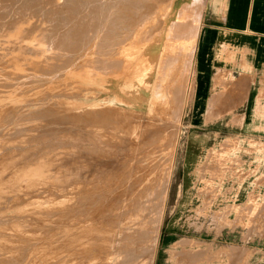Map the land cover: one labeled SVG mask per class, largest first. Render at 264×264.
<instances>
[{"label": "rangeland", "instance_id": "obj_1", "mask_svg": "<svg viewBox=\"0 0 264 264\" xmlns=\"http://www.w3.org/2000/svg\"><path fill=\"white\" fill-rule=\"evenodd\" d=\"M18 1L20 0L0 1V25L2 22H4L2 23L3 26L1 25V28L3 27L2 31L5 29L3 32L0 31V36H2L0 37V134L5 133V130L7 133V135H5L6 133L2 134L3 136L0 135L1 139L4 137L3 142L0 141V154H4L6 156L8 154L10 156L4 157L3 155L2 158L0 157V208L2 209L0 210V260L2 259L3 261H0V264L95 263L96 258L93 257V254H90L93 253V251L88 253L90 251L89 249H87L88 245L84 246L85 248L82 249L83 251L77 245L80 242H88L90 235L94 232L95 227L93 228V225H95V223L90 217L87 216L88 219L85 217L82 221L78 220L80 221V223H78V226L87 227L86 231L84 232V236H78L80 230L77 229L76 231V229L73 228V230L69 231L70 234L68 233L67 236H62V234H60L62 233L61 227H63L62 225L64 224V216L61 214H63L64 210H66V208H64L66 206L64 200L66 192L76 189V181L77 183H80L82 182V179L84 180V177L81 176L83 172L85 173L86 171L88 172V174H85L89 177L91 176V174L89 175L90 169H84L81 165V162H86L87 159L88 161H92L93 157H86V161L85 159L78 160L79 154H76L78 153V151L75 147H77V145L81 143L88 144L87 138L92 133H94L96 129L89 128L87 131H84L82 129V132L84 131V134L80 132V134H83L82 137H80L79 133L77 137L75 127H78V124L77 126H75V123H72V121H70L71 123L69 122L66 125H63L62 128V124H52L47 122L49 120L47 115L51 111L55 112L60 117H65L71 112V116L76 115L77 112H79V109L70 105L71 102H75L80 105L84 104L87 106V108H90V106L93 105L101 106L105 104L102 106V110H110L112 112L109 114L111 116V119H113L115 115V118H117L115 120H112L113 124L116 123L118 127L121 125L118 128L120 137L121 135H124V125L125 127H127V130L132 132L143 124L139 115H142L143 117L152 116V120L156 121L154 122V124L158 126L157 128L153 125L151 127H155L154 130L156 131V134L158 136L160 135V137H157V139H154V141H156L163 149L159 154L161 155L160 163L162 168L164 169L165 175L171 174L170 188L166 207L164 208V197H162L159 202V204L161 203L160 206L158 204L154 208L155 220L157 221L156 227L159 226L160 219L164 212V220L163 225L160 228V237L158 240L155 258L151 259V257L153 256L151 255L153 251L149 248V246L147 248H143L140 246V248L144 250L139 254L138 259H136L134 262H140L144 260L147 262L146 264H264V137H252L250 136L249 131H245L244 133V131L240 129L224 128V125L227 121H230L231 125H239V119L236 117V115L218 113L222 108V105L227 102L226 96L222 101H220L219 96L216 97L213 102L211 100V110L208 115H206L207 113H205L208 103L206 98V103L203 106L201 116L193 121L195 111L194 100L196 97L195 93L197 88L196 79H194V69L198 64L197 62L199 58V48L203 39L202 26L198 37L190 40L189 42H186L184 41V39L180 38L179 34H175V31L170 32V30L172 29V24H174L175 22L188 21L189 10L188 8L186 10L184 5L186 3H192V0H145V2L148 1L151 2V4L156 5H152L154 7V9L152 7V13L157 16L153 14V16L149 17L148 20H146L145 26L140 29L139 36H135V39L133 38L134 35L131 36L132 39L129 36V43L127 40L124 45L121 43L123 46L121 44L117 46L116 44L108 45L110 48H107V43H103L105 40H107L105 39V33H108L105 32L106 28H103L104 32H102V36L98 34L100 36V38H98L97 36H95L96 30L98 29L93 27L94 25L92 26V22L95 19L94 13H96L97 8L103 7V5H106L108 1L72 0L71 2L70 0L68 2V0H26L27 2H29L27 3L26 1L24 2V0H21V2L26 3L27 6L24 3L23 5H21V3ZM103 1L105 2L103 3ZM148 2L146 3L148 4V6H150L151 4H149ZM171 3L172 8H169ZM200 3L202 4V2ZM157 4H159V10ZM24 5L25 7L30 8V10H28L29 12L25 10V14L24 11H21L22 13H20L19 16L17 15L18 17L15 16V22L14 17L13 20L4 17L6 13L11 14L10 7H16L17 9L19 6L18 9H20ZM66 7L71 8V10H69V8L67 9ZM73 8L78 9L74 10ZM155 8L159 12H162L165 9H167L168 11L165 10V15L164 12H162L163 14L158 13ZM179 11L181 12L179 13ZM23 13L26 16H24ZM29 15H33L31 16L33 18L31 19ZM44 15L47 17L45 18ZM154 16L157 20L153 19ZM158 16L161 17V19L165 16L167 18L165 17L166 20L165 18L161 20ZM62 17H66L65 19L67 20V22H65L66 20L63 18V22L65 23H61L62 20L60 19H62ZM81 17L90 22L92 21V24H89L90 22L85 24L87 21L85 22V20H81ZM17 18H21V20L23 21L25 20V23L23 24V22H21V20ZM26 18L29 20V22L27 20V23ZM50 18L51 21L55 22H47L48 20L50 21ZM70 18L72 21L69 20ZM9 19L11 20V22L9 21ZM80 20L82 21L83 24H81L83 26H77L80 24H78ZM108 20L110 22L109 16L105 19L106 24ZM153 20L155 23L152 22ZM17 21L19 24L17 23ZM6 22L7 24L5 25ZM9 22L12 25H9ZM21 23L23 26L21 25ZM33 23L37 27L33 26ZM153 23L157 25L156 28L158 32L156 33L154 25L151 30L154 29L155 31L152 30L153 33H151L150 35L151 30L149 27L150 25L152 27ZM16 24L18 25V27H16ZM56 24L59 25V27ZM65 24H68L69 26L67 25L68 27H66ZM160 25H162L161 28ZM8 27L11 31L8 29ZM57 27V31L61 32L59 34L61 37L56 35L57 33H59L56 32ZM64 27L66 28L63 29ZM26 28H28L29 31ZM31 28L32 32L34 31V33L32 34L31 32V34L29 35L26 34V37L24 32L22 31H24L25 29V32L27 30V32L30 33ZM35 28H37L36 30L40 32H37L35 34ZM60 28L65 31L62 32ZM45 29L49 30L46 31ZM144 31H146L147 33H145ZM75 32L76 34H78L76 35V40H78V37H81L79 40L82 42L81 44L83 46L80 43H77L76 47H74L76 48V50L74 49V52L70 50L69 52L70 54L74 53L73 55H75L73 56L74 58H70L72 61L65 58L63 59V61L67 62H61L58 58L60 55L64 54V50L61 49V46V50L59 49V47H57L56 49L55 46H59L61 43H64V41L68 40L67 37L69 35L67 36V34H75ZM111 33L114 34H112V39H117L119 35H122L119 34L118 36H115L116 32ZM141 33L144 35V37ZM173 33L177 35L175 39V35H173ZM170 34H172L173 36ZM49 35H53L51 39V36L49 37ZM54 36L58 37H56L57 41L61 38L59 42H57L59 44L54 43L56 41ZM150 36L152 37V39L148 40V38H151ZM22 37L25 39H23ZM46 37L47 39H45ZM101 38L103 40V42H101L106 46L102 47L101 44V47H99ZM144 38H146L147 40ZM109 39V41L112 40L110 37ZM141 39H143L145 43L142 42L143 40L140 41ZM44 40L49 44V46H47L48 44L46 45V43H44ZM50 40L51 42H49ZM51 44L53 49H51L52 47H50ZM80 46L82 48L81 50L78 49L80 48ZM115 46L117 49L119 48L118 51H116L117 49L115 48ZM49 47L51 50H47ZM30 48L32 49L30 50ZM111 48L115 52L112 50L111 52ZM141 48H143L144 51L147 50L150 55L148 54V56H144L141 59L129 58V56L134 55L135 52L140 53ZM75 51L77 53H75ZM26 54H28L29 57L28 55L26 56ZM49 56L52 57V59L53 57L55 59L52 60ZM67 56L70 55L68 54ZM100 57L103 60L111 58V63L109 64L110 66L98 63L97 58L101 59ZM47 58H49L50 60ZM169 58L171 60L173 59L174 61H171ZM154 59H156L157 62L152 63L155 61ZM190 59L192 60V62ZM189 60L190 62H188ZM47 61H51V64L47 63ZM122 61H124V64ZM3 62L5 64H3ZM131 63L134 64L132 65ZM127 64H130V66H132L128 67ZM30 65L32 67H30ZM43 65H49L50 67H45ZM122 65H124V67ZM33 66H37V68L35 67L36 70ZM65 66H67L68 68ZM51 67H53L54 69ZM56 68L57 71H55ZM62 68L64 69L62 70ZM128 68H130V70ZM52 70L53 72H51ZM8 71L12 72L13 74H9ZM16 71H18V73ZM126 71H128L129 73H126ZM41 75H44V77H42ZM29 76H31L32 79L29 78ZM184 76L186 77V79L184 78ZM216 79L217 81L215 85L217 88L226 90L227 84H230V86L232 85V82L228 81L225 76H218ZM229 79H231V76L229 77ZM32 80H34V82ZM41 80L45 81V83ZM28 81L31 83H29ZM137 82H139V84L134 87V83ZM103 85L105 86V90H102L100 88ZM228 100L231 101L230 99ZM60 101L63 104L61 106H58V102ZM184 101L186 103H184ZM173 104L175 106L178 105V107H175ZM173 108L175 111L173 110ZM66 110L72 111H70L69 113ZM112 110H114V112ZM174 112H176V114ZM111 114H113V116ZM205 115L207 117L203 119ZM118 119L121 120L119 121ZM18 121L19 123H17ZM34 121L36 124L39 123L40 126H38L39 124H33ZM201 121L202 123L198 125L197 123ZM45 122L49 125H46ZM12 123L14 126H11ZM15 123L17 124V126ZM22 123H24L23 126ZM25 124H28V129ZM132 125L133 128H130ZM213 125L218 126L219 129L209 128ZM8 126L9 128L7 129ZM12 127L14 130L12 129ZM19 128L22 130V132ZM122 128L124 129L123 132H121L123 130ZM179 129L182 130V134L179 133ZM106 130H108L109 133H111V131L113 132L111 128H107ZM12 131L14 132V134ZM38 132H40L42 136ZM56 132L61 135L59 136L58 134H56ZM69 132H72L71 136L68 135ZM10 133L11 135H9ZM87 133H89L90 135ZM126 133L129 132L127 131ZM85 134H87V137L85 136ZM172 134L175 136H173ZM99 136L100 137H98L97 135L95 138L101 139L102 135L99 134ZM10 138L11 140L9 141ZM37 138L42 142H38ZM20 140H23L24 143L26 141V144H23L22 141L21 144ZM85 140L87 141L84 142ZM18 143L21 145H19ZM14 144L16 145L15 147ZM24 145H26L28 148H25ZM32 145H34V149L32 148ZM20 147L23 148L19 149ZM15 148L19 149V152H17L18 150H16ZM31 148L34 150V152ZM10 149L13 152H11ZM23 149L25 150L24 152ZM27 149H29V151ZM44 149H48L47 153L49 151L50 154H47ZM5 150H9L8 153L6 152L7 154L4 152ZM35 151L37 152L35 153ZM38 151L40 152L38 153ZM9 152L11 153L9 154ZM23 153H26V155H23ZM87 153L90 154L91 152L88 151ZM20 154H22L21 157H19ZM32 155L37 159L34 160V158L31 157ZM75 155L78 157H76ZM13 156L14 159H12ZM37 156H39V159ZM68 159L70 163L69 161H67ZM71 160H75L73 161V165L78 166L74 168V166L72 165L73 162ZM80 169L85 171L80 172ZM167 169L168 171H166ZM78 170L79 172H77V174H81L78 175L81 177V180L77 178V174L72 173ZM60 177L62 180L59 179ZM74 177L76 179H74ZM70 183L74 184V186L68 185ZM14 185H19V187L16 188V186ZM67 186L71 187L68 188ZM61 187L64 188H62L61 190ZM33 189L37 190V192ZM43 189L45 192L43 191ZM27 191L28 193H26ZM8 192H10V195L12 193L11 197ZM2 194L4 195L2 196ZM6 194H8L9 197ZM59 195L60 197H57ZM29 198L32 199L30 200ZM27 200L28 202H31L26 205L20 204L23 201ZM32 202L34 203L32 204ZM56 211L59 212L58 215ZM60 212L62 213L60 214ZM50 213L52 214V217L50 216ZM54 214H56L57 216H55ZM89 218L91 219V221H89ZM29 219L31 221H29ZM71 221L74 222L75 219H71ZM45 226L47 227V229H44ZM48 227H50V229H48ZM55 233H57L58 235ZM75 234H77L76 237ZM73 240H75V242H71ZM141 243H143V241ZM145 244L148 245V243L146 242ZM85 249H87L88 252L86 250L84 253ZM78 252H80V254ZM106 252L107 250L104 247V253H102V255L104 254L105 256ZM75 255H78L80 260H82L80 261L77 256L76 259ZM113 259H115V261L117 262V255L113 256Z\"/></svg>", "mask_w": 264, "mask_h": 264}, {"label": "bare ground", "instance_id": "obj_2", "mask_svg": "<svg viewBox=\"0 0 264 264\" xmlns=\"http://www.w3.org/2000/svg\"><path fill=\"white\" fill-rule=\"evenodd\" d=\"M1 1V0H0ZM26 0H24L25 2ZM29 1V0H28ZM37 1V0H36ZM43 1V0H42ZM70 0H68L69 2ZM79 1V0H78ZM95 1V0H94ZM108 1V3L105 5H103V7H98L97 10H96V13H94V21L91 23L90 21L86 20L85 18L83 19L81 17V20H85V24H87L88 22H90L89 24H92L93 27L97 28L98 30H96V34L95 36H97L98 38H100V36H102V32H104L103 28H106V31L105 32H108L107 34L105 33V36L107 40H105L103 42L102 37L100 39V44H99V47H101L100 45L102 44V47L103 46H106V45H103L107 43V48L109 47L108 45H119V44H125L128 40V43H129V39L128 37L130 36H133L134 35V39H135V36H139V31L140 29H142L143 26H145V23H146V20H148L149 17L153 16L154 13H152L153 9H154V5L151 4V2H148L149 4H151L150 6H148V4L145 2V0H106ZM150 1V0H149ZM21 3V5H23L24 2H21L18 1ZM17 2V3H18ZM27 2V1H26ZM63 2V1H62ZM67 2V3H68ZM72 2V0H71ZM105 1H103L104 3ZM173 2V1H172ZM202 1L200 0H192V3H186L184 5V7L188 8L189 10V19L187 22H183V21H177V22H172L174 24H172V29L170 30L171 31H175V34L177 33V35L179 34V37L184 39V41L186 42H189L190 40L192 39H195L196 37H198L199 35V32H200V29H201V26H202V16H203V8H202V4L200 3ZM29 3V2H27ZM50 3V2H49ZM74 3V2H73ZM77 3V2H76ZM153 3V2H152ZM158 3V2H157ZM161 3V2H160ZM159 3V4H160ZM163 3V2H162ZM203 3V2H202ZM26 6L27 4L24 3ZM61 4V3H60ZM64 4V3H63ZM70 4V3H69ZM159 4L158 5V10H159ZM24 7V8H18L16 9V7H10V13H6L4 17L6 18H10L11 20H13V17H14V22H15V16H19L20 13H22L21 11H24L25 14H26V11L25 10H30V8L28 7ZM38 5V4H37ZM67 5V4H66ZM71 5V4H70ZM75 5V4H74ZM73 5V6H74ZM153 5V6H152ZM164 5V4H162ZM13 6V4H12ZM17 6V5H16ZM40 6V5H39ZM43 6V5H42ZM55 6V5H54ZM65 6V5H64ZM87 6V5H86ZM156 6V5H155ZM1 7V6H0ZM31 7V6H29ZM56 7V6H55ZM153 7V9H152ZM172 8V3L170 4L169 8ZM5 8V7H4ZM64 8V7H63ZM67 9L69 7H66ZM162 8V7H161ZM166 8V7H165ZM168 8V9H169ZM190 8V9H189ZM2 9V8H1ZM8 9V8H7ZM34 9V8H33ZM74 9V8H73ZM78 9V8H77ZM76 8L74 10H77ZM91 9V8H90ZM184 9V8H183ZM6 10V9H5ZM69 10H71V8H69ZM80 10V9H79ZM156 10V8H155ZM156 10V11H158ZM163 10V9H162ZM167 10V9H165ZM165 10L162 11L164 12L165 14ZM172 10V9H171ZM40 11V10H39ZM66 11V10H64ZM68 11V10H67ZM168 11V10H167ZM13 12V13H12ZM29 12V11H28ZM83 12V11H82ZM162 12H159L158 13H162ZM181 11H179L180 13ZM3 13V12H2ZM64 13V12H63ZM66 13V12H65ZM156 13V12H155ZM4 14V13H3ZM24 13L23 15L26 16ZM163 14V13H162ZM2 15V14H1ZM22 15V14H21ZM34 15V13H33ZM31 15V16H33ZM51 15V14H50ZM56 15V14H55ZM66 15V14H65ZM155 15V14H154ZM166 15V14H165ZM17 16V17H18ZM30 16V15H29ZM30 16V17H31ZM45 16V15H44ZM64 16V15H63ZM77 16V15H76ZM109 16V19H110V22L108 20L107 24H106V21L105 19ZM157 16V15H155ZM154 16L153 19H156ZM161 16V15H160ZM163 16V15H162ZM27 17H28V14H27ZM29 17V18H30ZM47 16H45L46 18ZM74 17V16H73ZM101 17V18H100ZM104 17V18H103ZM159 17V16H158ZM166 17V16H165ZM165 17H163L161 19V17H159V19L163 20ZM1 18V17H0ZM22 18V17H21ZM21 18H17V19H20ZM33 17H31L32 19ZM63 18L60 19L62 20L61 23H65L67 22V20L65 22H63ZM69 18V17H68ZM77 18V17H76ZM93 18V17H92ZM167 18V17H166ZM165 18V20H166ZM9 19V21L11 22V20ZM30 19V20H31ZM49 19V18H48ZM79 19V18H78ZM77 19V20H78ZM88 19V18H87ZM158 19V21H159ZM19 20V21H20ZM27 18H26V23H27ZM70 21L71 18L69 19ZM68 20V21H69ZM75 20V19H74ZM79 21L78 24H75L77 26H81L83 23L82 21ZM157 20V19H156ZM32 21V20H31ZM76 21V20H75ZM156 21V22H158ZM2 22V21H1ZM8 22V21H7ZM7 22L5 23V25L7 24ZM9 22V25L11 24ZM21 22H23V24L25 23V20H21ZM29 22V20H28ZM47 22H51V23H54L53 21H51V18H50V21L48 20ZM154 22V20L152 21ZM152 22H149V23H152ZM4 23V22H2ZM1 23V25L3 26V24ZM18 23V21H17ZM57 23V22H56ZM82 23V24H81ZM155 23V22H154ZM150 25V30L151 28L154 27V24ZM162 23V22H161ZM167 23V22H166ZM19 24V23H18ZM34 24V23H33ZM32 24V25H33ZM38 24V23H37ZM70 24V23H69ZM106 24V26H105ZM159 24V23H157ZM1 25H0V31H2V28H1ZM12 25V24H11ZM22 25V23H21ZM27 25V24H26ZM54 25V24H52ZM57 25V24H56ZM68 25V24H67ZM66 24L65 26L68 27ZM163 25V24H162ZM162 25H160V28L162 27ZM166 25V24H165ZM20 26V25H19ZM23 26V25H22ZM30 26V25H29ZM35 26V24L33 25ZM50 26V25H49ZM59 27V25H57ZM83 26V25H82ZM90 26V25H88ZM105 26V27H104ZM148 26V25H147ZM147 26H146V29H147ZM171 26V25H170ZM11 27V26H10ZM16 27H18V25L16 24ZM15 27V28H16ZM37 27V26H35ZM56 27V26H54ZM58 27L56 29V32H59L56 34L57 36L61 37L59 34L61 33L60 31H57L58 30ZM66 27H64L63 29H65ZM73 27V26H72ZM86 27V26H84ZM92 27V28H93ZM157 25H155V30H156V33L158 32L157 31ZM166 27V26H165ZM47 28V26H46ZM52 28V27H51ZM70 28V27H69ZM78 28V27H77ZM83 28V27H82ZM101 28V30H100ZM145 28V27H144ZM159 28V27H158ZM9 29V27H8ZM13 29V28H12ZM28 30V28H26ZM37 28H35L36 30ZM71 29V28H70ZM76 29V28H75ZM85 29V28H84ZM89 29V28H88ZM164 29V28H163ZM10 30V29H9ZM14 30V29H13ZM26 30L25 32V29L24 31V34L26 36L31 34L32 32V28L30 30V33H28ZM40 30V28H39ZM46 30V29H45ZM44 30V31H45ZM49 30V29H48ZM46 30V31H48ZM60 30H62V28H60ZM69 30V29H67ZM66 30V31H67ZM73 30V29H72ZM145 30V29H144ZM149 30V31H150ZM154 30V29H152ZM152 30L150 31V35L152 32ZM154 30V31H155ZM159 30V29H158ZM161 30V29H160ZM11 31V30H10ZM29 31V30H28ZM54 31H55V28H54ZM65 31V30H62V32ZM75 31V30H74ZM89 31V30H88ZM37 32H40L38 30L35 31V34ZM53 32V31H51ZM50 32V33H51ZM77 32V31H76ZM75 34L73 33H70V34H67V38L68 40L64 41V43H61L59 46H55V48L57 49V47H59L60 49V46H61V49L64 50L62 55L59 56V60L61 62H64L63 59L67 58L70 59L72 58L73 54H70V50L74 52V49L76 50V45L77 43L81 44L82 42L79 40L81 37H78L77 39L79 40H76V35L78 34ZM80 32V31H79ZM111 32H116L115 36L119 35V34H122V35H119L118 38H114L112 39L113 37V33ZM145 33L147 32L144 31ZM5 33V32H4ZM34 33V31L32 32V34ZM46 33V32H45ZM78 33V32H77ZM144 33V34H145ZM155 33V35H156ZM2 34V33H1ZM23 34V35H24ZM63 34V33H62ZM61 34V35H62ZM84 34V33H83ZM100 34V36L98 35ZM113 34V35H112ZM142 34V33H141ZM149 34V32H148ZM173 33V35H175ZM4 35V34H3ZM22 35V36H23ZM40 35V34H39ZM64 35V34H63ZM66 35V33H65ZM112 35V36H110ZM172 35V34H170ZM172 35V36H173ZM177 35L174 36V39L177 37ZM6 36V35H5ZM51 36V37H50ZM53 35H49L50 39L52 38ZM57 36H54L55 39ZM81 36V35H80ZM121 36V37H120ZM141 36V35H140ZM142 36L144 37V35L142 34ZM146 36V35H145ZM149 36V35H147ZM168 36V35H167ZM171 36V37H172ZM2 37V36H0ZM20 37V36H19ZM27 37V36H26ZM45 37V36H43ZM63 37V36H62ZM109 37L112 39L111 41H109ZM129 37V38H130ZM142 37V38H143ZM151 37V36H150ZM169 37V36H168ZM178 37V38H179ZM23 38V37H22ZM20 38V39H22ZM38 38V37H36ZM41 38V37H40ZM39 38V39H40ZM58 38V37H57ZM85 38V36H84ZM95 38V37H94ZM137 38V37H136ZM147 38V37H146ZM144 38V39H146ZM177 38V39H178ZM25 39V38H23ZM47 39V37L45 38ZM61 39V38H60ZM54 42L55 44L57 42H59V40ZM65 39V38H64ZM73 39V40H71ZM132 39V37H131ZM130 39V40H131ZM151 38H148V40H151ZM173 39V38H172ZM90 40V39H89ZM139 40V39H138ZM137 40V41H138ZM143 39H141L140 41H142ZM147 40V39H146ZM145 40V41H146ZM22 41V40H21ZM40 41V40H39ZM43 41V40H42ZM45 41V40H44ZM54 41V39H53ZM63 41V39H62ZM103 43H102V42ZM107 41V42H106ZM134 41V40H133ZM12 42V41H11ZM15 42V41H14ZM19 42V41H18ZM37 42V40H36ZM51 42V40L49 41ZM61 42V41H60ZM86 42V41H85ZM115 42V43H114ZM144 42V40L142 41ZM39 43V42H38ZM42 43V42H41ZM46 43V41L44 42ZM90 43V42H89ZM114 43V44H112ZM145 43V42H144ZM48 43H46L47 45ZM53 44V42H52ZM52 44L50 47H52ZM54 44V45H55ZM59 44V43H57ZM121 44V45H122ZM130 44H131V41H130ZM136 44V43H135ZM53 45V46H54ZM82 45V44H81ZM85 45V44H84ZM120 45V46H121ZM122 45V46H123ZM49 46V44L47 45ZM83 46V45H82ZM93 46V45H92ZM115 46V48H116ZM121 46V47H122ZM18 47V46H17ZM50 47L47 49L49 50ZM79 47V46H78ZM120 47V48H121ZM110 48V47H109ZM128 48V47H127ZM13 49V48H12ZM32 48H30L31 50ZM53 49V47L51 48ZM50 49V50H51ZM60 49V50H61ZM78 49H82L81 46L80 48ZM77 49V50H78ZM104 49V48H103ZM114 49V48H113ZM117 49V48H116ZM119 49V48H118ZM118 49L116 51H118ZM130 49V48H129ZM27 50V49H26ZM46 50V49H45ZM79 50V51H80ZM99 50V49H98ZM112 50V48L110 49V51ZM56 51V50H55ZM58 51V50H57ZM97 51V50H96ZM100 51V50H99ZM105 51V50H104ZM109 51V50H108ZM114 51V50H112ZM111 51V52H112ZM9 52V51H8ZM35 52V51H34ZM49 52V51H48ZM61 52V51H60ZM66 52V53H65ZM87 52V51H86ZM102 52V51H101ZM115 52V51H114ZM113 52V53H114ZM121 52V51H120ZM56 53V52H55ZM72 53V52H71ZM75 53H77L75 51ZM82 53V52H81ZM96 53V52H95ZM109 53V52H108ZM112 53V54H113ZM69 54L70 56H67ZM105 54V53H104ZM111 54V53H110ZM149 52L146 50L144 51L143 48H141L140 50V53L139 52H135L134 55L132 56H129V58H137V59H141L142 57L144 56H148ZM28 54H26L27 56ZM150 55V54H149ZM52 56V54H51ZM101 56V55H100ZM116 56V55H114ZM29 57V55H28ZM44 57V56H43ZM48 57V56H47ZM50 57V56H49ZM69 57V58H68ZM155 57V56H154ZM74 58V57H73ZM99 58V57H98ZM97 58V61L98 63H101V64H106L107 66H110L109 64L111 63L110 59H106V60H103L101 57V59H98ZM156 58V57H155ZM179 58V57H178ZM193 58V57H192ZM49 59V58H47ZM50 59H52V57H50ZM49 59V60H50ZM53 59H55L53 57ZM52 59V60H53ZM82 59V58H81ZM117 59V58H116ZM170 59V58H169ZM168 59V60H169ZM175 59V58H174ZM180 59V58H179ZM71 60V59H70ZM155 60V61H154ZM152 63H155L157 62L156 59H154ZM171 60V59H170ZM176 60V59H175ZM191 60V59H190ZM190 60L188 62H190ZM40 61V60H38ZM66 61V60H65ZM72 61V60H71ZM107 61V62H106ZM117 61V60H116ZM151 61V60H150ZM171 61H174L173 59ZM170 61V63H171ZM7 62V61H6ZM11 62V61H10ZM36 62V61H35ZM45 62V61H44ZM51 62V61H50ZM50 62L47 61V63L51 64ZM53 62V61H52ZM67 62V61H66ZM64 62V63H66ZM77 62V61H76ZM79 62V61H78ZM123 64H124V61H122ZM136 62V60H135ZM169 62V61H168ZM167 62V63H168ZM192 62V60H191ZM55 63V62H54ZM70 63V62H69ZM148 63V62H147ZM166 63V64H167ZM3 64H5L3 62ZM31 64V63H30ZM45 64V63H43ZM53 64V63H52ZM59 64V63H58ZM72 64V62H71ZM117 64V63H116ZM120 64V63H119ZM132 64V63H131ZM134 64V63H133ZM132 64V65H133ZM151 64V63H150ZM8 65V64H7ZM10 65V63H9ZM36 65V64H35ZM56 65V64H55ZM63 65V64H62ZM60 65V66H62ZM114 65V64H113ZM112 65V66H113ZM128 65V64H127ZM126 65V67H127ZM131 65V66H132ZM154 65V64H152ZM170 65V64H169ZM45 66V65H43ZM42 66V67H43ZM47 67L49 65H46ZM45 66V67H46ZM68 66V65H67ZM65 66V67H67ZM111 66V67H112ZM115 66V65H114ZM124 67V65H122ZM130 66V64L128 65V67ZM130 66V67H131ZM186 66V65H185ZM189 66V64H188ZM8 67V66H7ZM10 67V66H9ZM30 67H32L30 65ZM34 67V66H33ZM37 68V66H35ZM34 67V69H35ZM50 67V66H49ZM54 67V65H53ZM51 67V68H53ZM59 67V66H58ZM64 67V66H63ZM72 67V65H71ZM122 67V68H123ZM146 67V66H145ZM144 67V68H145ZM151 67V66H150ZM154 67V66H152ZM156 67V65H155ZM50 68V69H51ZM68 68V67H67ZM66 68V69H67ZM92 68V67H91ZM102 68V67H100ZM104 68V67H103ZM31 69V68H30ZM54 69V68H53ZM64 68H62L63 70ZM72 69V68H71ZM99 69V68H98ZM97 69V70H98ZM109 69V67H108ZM126 69V68H125ZM130 70V68H128ZM188 69V67H187ZM186 69V70H187ZM22 70V69H21ZM24 70V69H23ZM32 70V69H31ZM30 70V71H31ZM36 70V69H35ZM48 70V69H47ZM102 70V69H101ZM105 70V69H104ZM128 70V71H129ZM34 71V70H33ZM57 71V68L56 70ZM74 71V70H73ZM89 71V70H88ZM100 71V70H99ZM108 71V70H107ZM122 71V70H121ZM128 71H126V73H129ZM189 71V69H188ZM7 72V71H6ZM9 72V71H8ZM18 73V71H16ZM53 72V70L51 71ZM60 72V71H59ZM62 72V71H61ZM123 72V71H122ZM121 72V73H122ZM12 72H9V74H11ZM21 73V72H20ZM48 73V72H47ZM76 73V72H75ZM79 73V72H78ZM103 73V72H102ZM110 73V72H109ZM125 73V75H126ZM134 73V72H133ZM186 73V72H185ZM13 74V73H12ZM15 74V72H14ZM22 74V73H21ZM41 74V73H40ZM65 74V73H64ZM86 74V73H85ZM20 75V74H19ZM30 75V74H29ZM44 75H47V74H44ZM44 75L42 77H44ZM56 75V74H55ZM62 75V73H61ZM124 75V74H123ZM188 75V74H187ZM15 76V75H14ZM13 76V77H14ZM33 76V75H32ZM49 76V75H48ZM58 76V75H57ZM109 76V75H108ZM122 76V74H121ZM120 76V77H121ZM186 76V75H185ZM184 76V78L186 79V77ZM10 77V76H9ZM24 77V76H23ZM36 77V76H35ZM40 77V78H42ZM16 78V77H15ZM20 78V77H19ZM29 78L32 79L31 76H29ZM34 78V77H33ZM46 78V77H45ZM43 78V79H45ZM122 78V77H121ZM189 78V77H188ZM30 80V79H28ZM36 80V79H35ZM123 80V79H122ZM34 82V80H32ZM37 81V80H36ZM42 82L45 83V81L41 80ZM24 82V81H23ZM29 82V81H28ZM40 82V81H39ZM41 82V83H42ZM47 82V81H46ZM50 82V81H49ZM184 82V81H183ZM31 83V82H29ZM26 84V83H25ZM28 84V83H27ZM139 82L137 83H134V87H136V85H138ZM1 85V84H0ZM70 85V84H69ZM10 86V85H9ZM4 87V86H3ZM100 87V86H98ZM104 85L101 86L100 88L102 90H105L104 89ZM113 87V86H112ZM86 88V87H85ZM191 89V88H190ZM86 90V89H85ZM103 92V91H102ZM179 92V91H178ZM191 92V91H190ZM49 93V92H48ZM129 93V92H128ZM177 93V92H176ZM110 95V93H109ZM180 95V94H178ZM66 96V94H65ZM50 97V96H49ZM179 98V97H178ZM186 98V97H185ZM96 99V98H95ZM188 100V99H187ZM40 101V100H39ZM180 101V100H179ZM30 102V101H29ZM56 103V102H55ZM184 103H186L184 101ZM63 103L60 101L58 102V106H61ZM70 105H72L73 107H77V109H79V112H77L76 115H72L71 116V113L70 111L72 110H66L68 111L70 114H68L67 116L65 117H60L59 115H57L55 112H50L47 117L49 118V120L47 121L48 123H52V124H62V128H63V125H66L67 123H69L70 121H72V123H75V126H77L78 124V127H75L76 131L77 132V137H78V133L80 134L83 133L84 134V131H87L89 128H93L95 129L94 133L89 134L90 136L87 138V140H85L84 142H88V144H85V143H81L79 145H77V151L78 153H76L77 155L79 154V159H82L84 160L86 157H93L92 158V161L87 159H85L86 162H81V165L84 169H90L89 170V175L91 174V176L89 177L88 175H86L85 173L88 174V172H86L85 170H82V171H85V173L83 172V174L81 175L80 173L77 174L78 171H75V172H72V173H75L77 174V176L80 174L82 177H84V180L82 179V182L80 183H77L76 181L75 182V185L78 187H76V189H73L72 191H68L66 192L65 196H64V200H65V204L66 206L64 208H66V210H64L63 214H61L62 212H60L61 215H63L64 217V224L62 225L63 227L62 228V236H67L69 231L70 230H73V229H77L80 230V232L78 233L79 235L78 236H84V232L86 231V228L87 227H82V226H78V223H80V221H82L85 217L87 218L90 217L95 225H93L91 222V224L93 225V228H94V232L90 235V238L88 240V242H80L78 245V247L82 250L83 248H85L84 246L85 245H88L87 249H89L90 251L88 252L87 249L84 250V253L85 251L87 250L88 253L92 252L93 253H90V254H93V257H95V263L94 264H146L147 262L142 260L140 262H134L136 259H138L139 257V254L144 250V249H141V247H145L147 248L149 246V248L153 251L151 255H153L151 257V259L155 258V253H156V250H157V245H158V240H159V237H160V228L161 226L163 225V220H164V212L162 214V217L160 219V222H159V226L156 227V220H155V213H154V208L156 207V205L159 204L160 202V199H162V197H164V208L166 207V202H167V199H168V193H169V188H170V181H171V174L169 175H165L164 173V169L162 168L161 166V155L160 152H162V147L156 142L154 141V139L156 140L157 137H160V135L158 136L156 134V131L154 130V128L158 127L156 124H154V122H156L155 120H152V116H142V115H139L141 121H142V125L139 126L137 129H135L134 127V131L130 132L129 130H127V127H125L124 125V129L121 131L123 132L124 131V135L121 137L119 136V132H118V128L121 126L118 127V125L116 123L113 124V121L112 120H115L117 118L116 115L114 116L113 119H111V116L109 115L110 113H112L110 110L108 109H103L102 110V106L105 105H101V106H96V105H93V106H90V108H87L86 105L82 104H77L75 102H71ZM154 105V104H153ZM174 105V104H173ZM184 105V104H183ZM175 106V105H174ZM178 107V105H176ZM175 106V107H176ZM184 107V106H183ZM61 108V107H60ZM94 108V109H93ZM8 109V108H7ZM54 109H57V108H54ZM64 109V108H62ZM70 109V108H69ZM180 109V108H179ZM49 110V109H48ZM74 110V109H73ZM174 110V108H173ZM15 111V110H14ZM13 111V112H14ZM58 111H59V108H58ZM110 111V112H109ZM114 112V110H112ZM158 111V110H157ZM175 111V110H174ZM61 112V110H60ZM59 112V113H60ZM164 112V111H163ZM170 112V111H169ZM177 112V111H176ZM176 112H174L176 114ZM179 112V111H178ZM6 113V112H5ZM9 113V112H8ZM30 113V112H29ZM58 113V112H57ZM116 113V112H115ZM187 113V112H186ZM12 114V113H11ZM5 115V114H4ZM17 115V114H16ZM41 115V114H40ZM63 115V114H62ZM66 115V114H65ZM113 116V114H111ZM121 115V114H120ZM184 115V114H183ZM30 116V115H29ZM35 116V115H34ZM43 116V115H42ZM119 116V115H118ZM135 116V115H134ZM9 117V116H8ZM72 118V119H71ZM4 119H5V116H4ZM37 119V118H36ZM74 119V120H73ZM24 120V119H23ZM21 120V121H23ZM39 120V118H38ZM41 120V119H40ZM119 120V119H118ZM121 120V119H120ZM119 120V121H120ZM8 121V120H7ZM26 121V120H25ZM37 121V120H36ZM43 121V120H42ZM74 121V122H73ZM117 121V120H116ZM115 121V122H116ZM158 121V120H157ZM163 121V120H162ZM4 122V121H3ZM14 122V121H13ZM124 122V121H123ZM126 122V121H125ZM19 123V121L17 122ZM29 123V122H28ZM46 123V122H45ZM46 123V125L48 124ZM71 123V122H70ZM120 123V122H119ZM1 124V123H0ZM3 124V123H2ZM11 124V123H10ZM9 124V125H10ZM16 124V123H15ZM24 123H22V126H23ZM33 124H36L35 121L33 122ZM39 123H37L36 125H38ZM123 124V123H122ZM128 124V123H127ZM139 124V123H138ZM26 125V124H25ZM28 125V124H27ZM26 125V126H27ZM43 125V124H42ZM49 125V124H48ZM155 126V127H151V126ZM173 125V124H172ZM11 126H14L13 123ZM10 126V127H11ZM17 126V124H16ZM19 126V125H18ZM21 126V125H20ZM24 126V127H26ZM40 126V124L38 125ZM44 126V125H43ZM42 126V127H43ZM71 126V125H70ZM136 126V125H135ZM54 127V126H53ZM60 127V126H59ZM65 127V126H64ZM73 127V126H72ZM111 128L113 130V132L111 131V133H109V129L106 130L107 128ZM9 128V126L7 127V129ZM22 128V127H21ZM37 128V127H36ZM106 128V129H105ZM130 128H133V125L130 127ZM129 128V129H130ZM175 128V127H174ZM13 129V127H12ZM20 129V128H19ZM25 129V128H24ZM27 129H28V126H27ZM31 129V127H30ZM57 129V128H56ZM60 129V128H59ZM82 129L84 130L82 132ZM14 130V129H13ZM16 130V129H15ZM21 130V129H20ZM26 130V129H25ZM121 130V129H120ZM119 130V131H120ZM129 133H126L127 131ZM132 130V129H131ZM61 131V130H59ZM64 131V130H63ZM62 131V132H63ZM71 131V130H70ZM93 131V130H92ZM175 131V130H174ZM182 130L179 129V133L182 134L181 132ZM4 132V131H3ZM13 132V131H12ZM19 132V131H18ZM22 132V130H21ZM20 132V133H21ZM74 132V133H75ZM177 132V131H176ZM5 133H6V130H5ZM5 133H2V134H5ZM40 133V132H38ZM70 133V132H69ZM68 135L71 136V133ZM101 134L102 138L101 139H96L95 137L99 134ZM0 134V135H2ZM14 134V132H13ZM27 134V132H26ZM41 134V133H40ZM56 134H58V132H56ZM83 134H80V137H82ZM87 134H85V136L87 137ZM122 134V133H121ZM178 134V133H177ZM7 135V133L5 134ZM11 135V133L9 134ZM21 135V134H20ZM24 135V134H22ZM39 135V134H38ZM37 135V136H38ZM46 135V134H45ZM59 135V134H58ZM61 135V134H60ZM59 135V136H60ZM63 135V133H62ZM173 135V134H172ZM3 136V135H2ZM1 136V137H2ZM40 136V135H39ZM38 136V137H39ZM42 136V134H41ZM66 136V135H64ZM163 136V135H162ZM175 136V135H173ZM14 137V136H13ZM19 137V136H18ZM17 137V138H18ZM47 137V136H46ZM75 137V136H73ZM84 137V136H83ZM4 138V137H3ZM3 138L0 140L1 142H3ZM94 138V139H93ZM169 138V137H168ZM8 139V138H7ZM13 139V138H12ZM33 139V138H32ZM38 139V138H37ZM80 139V138H79ZM78 139V140H79ZM11 140V138L9 139V141ZM25 140H28V139H25ZM24 140V141H25ZM36 140V139H35ZM41 140V138H40ZM43 140H44V137H43ZM47 140V139H46ZM61 140V139H60ZM84 140V138H83ZM175 140V138H174ZM173 140V141H174ZM8 141V140H7ZM15 141V140H13ZM23 144H26V141L25 143L23 142V140H20V143ZM30 141V140H29ZM54 141V140H53ZM81 141V140H80ZM172 141V142H173ZM179 141V140H178ZM33 142V141H31ZM38 142H42V141H39L38 139ZM176 142V140H175ZM8 143V142H7ZM21 143V144H22ZM44 143V142H43ZM10 144V143H9ZM19 144V143H18ZM19 144V145H21ZM30 144H34V143H30ZM57 144V143H56ZM6 145V144H5ZM8 145V144H7ZM12 145V144H11ZM10 145V146H11ZM41 145V144H40ZM178 145V144H177ZM13 146V145H12ZM16 145L14 144V147ZM25 148L27 147L26 145H24ZM34 145H32V148H33ZM39 146V145H38ZM37 146V147H38ZM50 146V145H49ZM48 147V146H46ZM54 147V146H53ZM61 147V146H60ZM177 147V146H176ZM175 147V148H176ZM8 148V147H7ZM23 147H20L19 149H21ZM28 148V147H27ZM30 148V147H29ZM31 148V149H32ZM41 148V147H40ZM57 148V146H56ZM16 149V148H15ZM19 149H16L18 150L17 152H19ZM30 149V150H31ZM34 149V148H33ZM32 149V151L34 152V150ZM43 149V148H42ZM51 149V148H50ZM14 150V149H13ZM15 150V151H16ZM29 151V149H27ZM26 150V151H27ZM38 150V148H37ZM45 150V149H44ZM48 150V149H47ZM47 150L46 153H47ZM1 151V150H0ZM3 151V150H2ZM9 151V150H8ZM8 151H4L5 153ZM11 151V149H10ZM25 150L23 149V152ZM51 151V150H50ZM90 151L91 153L88 154L87 152ZM13 152V151H11ZM9 152V154L11 153ZM16 152V154H17ZM31 152V151H30ZM37 151H35L36 153ZM40 151H38L39 153ZM55 152V151H54ZM6 153V154H7ZM22 153V152H21ZM27 153V152H26ZM26 153H23V155ZM45 153V154H46ZM48 153L50 154V152L48 151ZM47 153V154H48ZM57 153H58V150H57ZM56 153V155H57ZM15 154V152H14ZM41 154V153H40ZM64 154V153H63ZM1 155V154H0ZM4 155V154H3ZM1 155L0 157L2 158ZM12 155V154H11ZM22 154L19 155V157H21ZM43 155V154H42ZM91 155H94V156H91ZM28 156V154H27ZM61 156V155H60ZM4 157H10L8 154L7 156L4 155ZM31 157L34 158V156L32 155ZM38 159H39V156H37ZM56 157V156H55ZM28 158V157H27ZM30 158V156H29ZM32 158V159H33ZM58 158V157H57ZM5 159V158H3ZM14 159V156L13 158ZM16 159V158H15ZM23 159V158H22ZM37 159V158H34V160ZM64 159V158H63ZM77 159V158H76ZM169 159V158H168ZM8 160V159H7ZM61 160V159H60ZM65 160V159H64ZM163 160V159H162ZM2 161H5V160H2ZM1 161V162H2ZM18 161V160H16ZM20 161V160H19ZM63 161V160H62ZM69 161V159L67 160ZM72 161V160H71ZM75 161V160H73ZM72 161V162H73ZM61 162V161H60ZM89 162V163H88ZM24 163V162H23ZM67 163V162H66ZM70 163V161H69ZM77 163V162H76ZM165 163V162H164ZM63 164V163H61ZM60 164V165H61ZM65 164V162H64ZM68 164V163H67ZM74 164V162L72 163V165ZM59 165V164H58ZM71 165V164H70ZM71 165V166H72ZM17 166V165H16ZM65 166V165H64ZM74 166V165H73ZM78 166V165H77ZM77 166H74L77 167ZM58 168V167H57ZM70 169V167H69ZM77 169V168H76ZM55 170V169H54ZM74 171V170H73ZM92 171V172H91ZM168 171V169L166 170ZM68 172V170H67ZM91 172V173H90ZM13 174V173H11ZM69 174V172H68ZM71 174V173H70ZM67 175V173H66ZM74 175V174H73ZM52 176V175H51ZM65 176V175H64ZM8 177V176H6ZM48 178V177H47ZM64 178V177H63ZM71 178V177H70ZM73 178V176H72ZM79 180H81L80 176L77 177ZM3 179V178H1ZM7 179V178H5ZM61 179V177L59 178ZM66 179V178H65ZM74 179H76L74 177ZM62 180V179H61ZM1 181V180H0ZM68 181V180H67ZM73 182V181H72ZM1 183V182H0ZM77 183V184H76ZM16 184V183H15ZM53 184V183H52ZM63 184V183H62ZM61 184V185H62ZM65 184V183H64ZM17 185V184H16ZM14 185V186H16ZM68 185H72L74 186V184L70 183ZM30 186V185H29ZM58 186V185H57ZM56 186V187H57ZM66 186V185H65ZM19 187L16 186V188ZM68 187V186H67ZM71 187V186H70ZM68 187V188H70ZM27 188V187H26ZM30 188V187H29ZM34 188V187H33ZM37 188V186H36ZM48 188V187H47ZM50 188V186H49ZM54 188V187H53ZM62 188L64 187H61V190ZM24 189V188H23ZM52 189V188H51ZM59 189V188H58ZM34 191L37 192V190L33 189ZM55 190V189H54ZM68 190V189H67ZM31 191V190H29ZM33 191V192H34ZM41 191V190H40ZM44 191V189H43ZM66 191V190H65ZM39 192V191H38ZM45 192V191H44ZM63 192V191H62ZM9 195H10V192H8ZM28 193V191L26 192ZM13 194H14V191H13ZM31 194V193H30ZM34 194V193H33ZM36 194V193H35ZM40 194V193H39ZM47 194V193H46ZM1 195V194H0ZM4 194H2L3 196ZM8 197L9 195L6 194ZM17 195V194H16ZM24 195H28V194H24ZM23 195V197H24ZM45 195V194H44ZM58 195V193H57ZM12 196V193L10 195V197ZM37 196V195H36ZM7 197V199H8ZM15 197V196H14ZM14 197H13V200H14ZM57 197H60L57 196ZM6 198V197H5ZM36 198V197H34ZM18 199V198H16ZM30 199V198H29ZM32 199V198H31ZM30 199V200H31ZM39 199V198H38ZM47 199V198H46ZM57 199V198H56ZM12 200V199H11ZM44 200V199H43ZM42 200V201H43ZM34 201V199H33ZM52 201V200H51ZM50 201V202H51ZM7 202V201H6ZM13 202V201H12ZM16 202V201H15ZM31 202V201H30ZM30 202L27 201H23L22 203H20L21 205H26V204H29ZM44 202V201H43ZM163 202V201H162ZM3 203V202H2ZM34 202H32L33 204ZM5 204V203H4ZM161 204V203H160ZM159 204V206H160ZM6 205V204H5ZM20 207V206H19ZM158 207V206H157ZM4 208V207H3ZM5 209V208H4ZM0 210H2L0 208ZM164 211V210H162ZM57 212V211H56ZM59 212H57V215H58ZM59 214V215H60ZM65 214V215H64ZM160 214V213H159ZM35 215V214H34ZM43 215V214H42ZM52 214L50 213V216ZM55 216H57L56 214H54ZM159 216V215H158ZM28 217V216H27ZM52 217V216H51ZM62 217V216H61ZM13 218V217H12ZM15 218V217H14ZM21 218V216H20ZM25 218V217H24ZM30 218V216H29ZM45 218V217H43ZM89 218V221H91V219ZM28 219V218H27ZM71 219H75L74 222L71 221ZM88 219V218H87ZM80 220V221H78ZM11 221V220H10ZM23 221V220H22ZM29 221H31L29 219ZM87 221V220H86ZM96 221V222H95ZM84 222V221H83ZM82 223V222H81ZM86 223V222H85ZM60 224V223H59ZM92 227V226H91ZM59 228V227H58ZM73 228V229H72ZM44 229H47V227L45 226ZM48 229H50V227H48ZM55 229V228H54ZM53 229V230H54ZM57 229V228H56ZM58 230V229H57ZM51 232V231H50ZM2 233V232H1ZM4 233V232H3ZM54 233V231H53ZM58 233V232H57ZM55 233V234H57ZM75 233V232H74ZM70 234V233H69ZM5 235V234H4ZM58 235V234H57ZM77 234H75V237H76ZM77 236V237H78ZM86 237V236H85ZM88 237V236H87ZM84 238V237H83ZM70 239V238H69ZM79 239V238H78ZM29 240V239H28ZM77 240V238H76ZM68 241V240H67ZM70 241V240H69ZM87 241V240H86ZM143 241V243H141ZM66 242V241H65ZM71 242H75V240L71 241ZM70 242V243H71ZM106 242V243H105ZM148 243V245L145 244ZM19 243V242H18ZM72 244V243H71ZM50 245V244H49ZM67 246V244H66ZM7 247V246H5ZM10 247V246H8ZM76 247V246H75ZM77 247V248H78ZM104 247L105 249L107 250V252L105 253V256L104 254L102 255V253H104ZM1 248V247H0ZM74 248V247H73ZM78 248V249H79ZM30 249V248H29ZM77 249V250H78ZM17 250V249H16ZM70 250V249H69ZM75 250V249H73ZM72 251V249H71ZM83 251V250H82ZM81 251V252H82ZM74 252V251H73ZM76 252V251H75ZM80 254V252H78ZM199 253V252H198ZM25 254V253H24ZM75 254V253H74ZM73 254V256H74ZM88 254V255H90ZM22 255V254H21ZM67 255H68V252H67ZM87 255V254H86ZM117 255L118 257V261L116 262L115 259H113V256ZM72 256V255H71ZM79 258L78 255H75V258ZM22 257V256H21ZM82 257V255H81ZM84 257H87V256H84ZM76 258V259H77ZM10 259V258H9ZM85 259V258H84ZM90 259V258H89ZM94 259V258H93ZM5 260V259H4ZM8 260V259H7ZM74 260V259H73ZM72 260V261H73ZM80 260V258H79ZM82 260V259H81ZM80 260V261H81ZM2 261V259L0 260ZM17 261V260H16ZM84 261V260H83ZM86 261V260H85ZM3 262V261H2ZM6 262V261H5ZM78 262V261H77ZM81 263V262H80ZM189 263V262H188ZM13 264V263H12ZM77 264V263H76ZM79 264V263H78ZM84 264V263H82Z\"/></svg>", "mask_w": 264, "mask_h": 264}, {"label": "crops", "instance_id": "obj_3", "mask_svg": "<svg viewBox=\"0 0 264 264\" xmlns=\"http://www.w3.org/2000/svg\"><path fill=\"white\" fill-rule=\"evenodd\" d=\"M202 2L203 39L194 69L197 88L193 121L201 116L206 98L208 115L211 100L219 96L222 101L226 96L227 102L218 113L236 115L239 125L227 121L224 128L264 137V0ZM218 76H225L232 85L227 84L226 90L217 88ZM209 128L219 129L216 125Z\"/></svg>", "mask_w": 264, "mask_h": 264}]
</instances>
